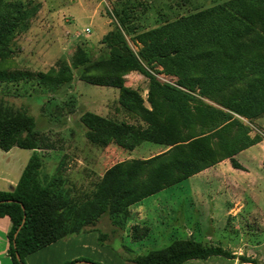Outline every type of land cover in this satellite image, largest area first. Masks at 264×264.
I'll return each instance as SVG.
<instances>
[{"label":"trees","instance_id":"obj_1","mask_svg":"<svg viewBox=\"0 0 264 264\" xmlns=\"http://www.w3.org/2000/svg\"><path fill=\"white\" fill-rule=\"evenodd\" d=\"M19 7L0 1V46L19 27L22 19H18L15 13H19ZM142 40L143 49L136 55L117 29L103 39L102 43L109 52L99 61L92 62L86 53L78 56L82 79L93 85L118 89L120 106L140 116L147 125L145 130L139 131L124 123L117 124L86 114L83 120L90 130L87 138L93 144H115L130 152L143 143L164 146L169 151L147 161L125 162L111 168L93 199L83 204L78 212H75L76 205H68L63 197L42 188L40 159L34 153L16 190L0 192V218H9L12 224L8 239L13 264H27L28 256L82 231L86 226L95 225L105 213L109 214L113 225L123 229L127 224L128 209L134 204L225 160L242 170L235 157L260 143L248 137L247 130L233 118V114L210 107L196 109L201 114L199 121L203 126L200 127L203 132L196 136L193 128L199 121L192 113L191 104L199 103L200 97L217 100L221 96L222 107L232 113L251 120L264 116L262 93L255 91L226 98L225 88L229 91L233 87L228 86L229 83L238 76L227 73L226 67L220 63L223 57L240 59L243 62L239 70L241 74L242 70L251 74L255 78L253 83L264 81V0H238L219 6L172 27L154 30ZM258 52H262L263 57L254 59ZM205 64L198 76V68ZM156 66L178 78L177 85L161 84L150 72ZM98 72H106L105 77L89 79ZM132 72L149 80L151 110L144 106L136 91L124 86L123 78ZM164 111L167 115L162 114ZM235 126L239 128V134L233 138L230 129ZM37 136L32 117L23 113H6L0 108V150L9 152L19 148L36 152L42 149L36 141ZM215 139L218 141L214 142ZM214 143L219 151L214 149ZM215 256L232 258L221 248H205L193 241L174 242L165 250L138 259L135 264H184ZM240 260L256 264L243 258ZM67 264L99 263L77 260Z\"/></svg>","mask_w":264,"mask_h":264},{"label":"rangeland","instance_id":"obj_2","mask_svg":"<svg viewBox=\"0 0 264 264\" xmlns=\"http://www.w3.org/2000/svg\"><path fill=\"white\" fill-rule=\"evenodd\" d=\"M0 1L6 5H19V13L17 11L15 13L18 19H22L14 35L0 46V108L6 113H23L34 119L35 131L38 134L36 141L39 147L42 146L39 154L37 153L41 166L40 184L42 188L63 197L68 205H76L75 212H78L83 204L93 199L102 184L101 176L106 170L123 160L113 156L114 160H107L108 162L100 167L95 165V176L93 178L91 175L89 187L88 185L85 187L86 166L93 167V161H97L103 152V145H99V148L87 147V135L90 130L84 124L85 115L124 119L125 122L132 123L131 127H134V130L142 131L147 128L138 115L131 113L134 118L117 115L116 112L120 109L118 89L93 85L88 83V80H83L78 56L86 53L92 62L99 61L109 52L102 43L103 39L109 32L117 29L121 31L129 49L139 55L143 49L142 39L148 33L172 27L184 19L238 0ZM89 28L91 32L87 33ZM262 52H258L253 58L263 57ZM239 60L223 57L220 62L226 67L227 73L241 77L232 79L228 86L233 87L229 88V91L225 88L226 98L234 94L235 97H240L241 94L255 91L264 94V81L253 83L255 78L251 74L244 70L241 74L239 70L243 62ZM242 61L245 62L244 59ZM204 67L206 64L198 68V76ZM150 72L163 85L176 86L179 81L159 66L150 69ZM105 74L106 72H98L94 74L97 76H91L89 79L104 78ZM123 81L124 86L136 91L142 97L144 106L151 109L149 80L138 72H132L126 75ZM222 101L221 96H218L217 100L200 97L199 103L191 104L192 113L199 121L201 114L196 110L198 107L229 112L247 130L250 139L263 144L259 151L246 156L253 162L249 166L251 177H257L252 185L248 186L255 201L251 199L248 201V209L243 218L233 226L234 229L222 230L220 234L218 228L224 222L219 220L220 208H216L217 221L214 229L208 227L207 230L215 231L217 239L222 243L216 244L212 240H206L202 245L205 248L219 247L226 250L232 247L229 250L235 253L243 252V259L264 264V116L254 120L247 119L222 107ZM162 114L167 115L165 111ZM200 127L203 126L199 121L193 128L196 136L203 132ZM230 132L234 138V135L238 136L239 128L235 126ZM213 145L214 149L218 150L217 143ZM45 147L50 149H43ZM157 148H159L157 145L145 143L136 150L135 156ZM14 153L22 160L29 156V151L25 150L17 149ZM3 155L0 150V159ZM0 174H7L6 164L3 166L0 164ZM243 181L246 180L241 182ZM76 183L80 187H76ZM203 186L217 187L214 182L203 184L200 188ZM203 196L206 200L200 205V210L206 217L209 213L207 207L210 193L204 192ZM165 198L167 197H162ZM161 204L165 205L166 202L163 201ZM254 208L255 211H252ZM209 209H213V206L211 205ZM69 220L71 222V219ZM102 220L101 226L108 220L113 223L108 213L99 217L98 221ZM169 245L170 243L167 246ZM69 252L73 254V251ZM59 256L58 253L57 257L49 252L41 254L40 260H36L34 264L56 262L59 264L62 261L59 260ZM80 260L87 259L84 257Z\"/></svg>","mask_w":264,"mask_h":264},{"label":"crops","instance_id":"obj_3","mask_svg":"<svg viewBox=\"0 0 264 264\" xmlns=\"http://www.w3.org/2000/svg\"><path fill=\"white\" fill-rule=\"evenodd\" d=\"M116 113L120 116L132 117V114L121 106ZM105 119L117 124L124 122V124L132 126V123L125 122L124 119H122L123 121L116 119V117ZM87 142L88 148H92V146L99 148V145H101L93 144L88 139ZM262 144L244 150L235 157L243 168L242 170L234 168L230 160H225L181 184L169 187L131 206L128 209L129 216L125 228H119L109 220L105 225L101 226L103 220L98 221L95 225L86 226L82 231L71 234L44 250L28 256L26 258L27 264L36 263V260H40L39 256L41 254L48 252L49 254L53 253L55 257H57V253L60 254L59 260L62 261L59 264L71 263L84 257L99 264H135L138 259L147 256L151 252L165 250L174 242L193 241L203 244L206 240H212L213 243L221 244V240L217 239L216 232L213 230L208 231L207 229L208 227L214 229L217 221L216 208H220L221 218L219 220L222 223L224 222L218 228L220 234L222 230L234 229L235 227L233 226L246 213L248 201L250 199L255 201L254 195L249 191L250 188L248 186L249 184L252 185L257 177H251L249 166L253 162L248 160L246 156L259 151ZM142 145L131 152L123 150L115 144L103 145V152L97 158V161H93V167L86 166L85 187L89 184L91 175L93 178L95 176V165L100 167V165L106 164L107 160H114L113 156L123 158V160L108 168L101 176V179L111 168L118 164L131 161H147L169 151V148L157 145L159 148L135 156L136 150ZM17 149L19 148H13L9 152L1 150L4 155L0 159V164L2 166L6 164L7 174H0V192H14L32 156L34 153L39 154L40 152L39 150L36 152L25 150L29 151V156L26 160H22L20 156L14 153ZM111 151L113 152L112 154L108 153ZM87 163L90 164L89 161ZM242 180L246 181L241 182ZM212 182L217 187L209 188V186H203V188H200L201 185H207ZM76 187L80 186L76 183ZM204 192L210 193L207 207V212L209 213L206 217L202 215L200 210V205L206 200L203 196ZM163 196L167 198L162 199ZM163 201L166 202L165 205L161 204ZM211 205L213 209H209ZM252 211H255V208ZM207 222L209 223L208 226ZM11 227L12 224L9 218H0V264H13L9 256L10 242L8 239ZM169 243L170 245L167 246ZM229 249L222 250L229 253L232 256L231 259L215 256L207 260L188 261L184 264H251L243 263L240 260L244 257L243 252L235 253ZM69 251H73V254H70ZM54 264H57V262Z\"/></svg>","mask_w":264,"mask_h":264},{"label":"built area","instance_id":"obj_4","mask_svg":"<svg viewBox=\"0 0 264 264\" xmlns=\"http://www.w3.org/2000/svg\"><path fill=\"white\" fill-rule=\"evenodd\" d=\"M87 33H90L91 32V29L89 28V29H87V31H86Z\"/></svg>","mask_w":264,"mask_h":264}]
</instances>
